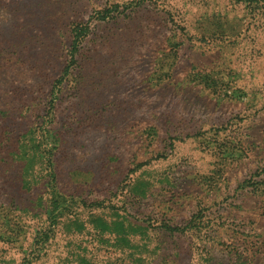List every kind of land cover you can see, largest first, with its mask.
I'll use <instances>...</instances> for the list:
<instances>
[{
	"label": "rangeland",
	"instance_id": "rangeland-1",
	"mask_svg": "<svg viewBox=\"0 0 264 264\" xmlns=\"http://www.w3.org/2000/svg\"><path fill=\"white\" fill-rule=\"evenodd\" d=\"M57 1L0 0V25L11 9L20 7L23 17L28 3L43 14L65 7V21L135 0ZM135 8L110 21L106 43L104 23L92 21L91 40L81 50L93 55L84 84H65L57 101L60 187L89 204H111L98 212L104 218L121 212L147 219L149 249L137 255L143 263L209 264L210 256L215 264H264V0H146ZM1 46L0 148L12 128L32 123L36 108H49L52 88L41 70ZM108 99L112 107L98 116L91 110L72 116L73 106L88 110ZM4 156L0 151V161ZM147 162L149 174L137 170ZM16 171L0 163V264H63L56 256L61 248L62 257L71 253L70 238L37 246L35 231L47 223L20 209L32 197L15 190ZM78 171L91 179L80 187L73 180ZM145 175L157 180L138 199L129 185ZM85 208L86 218L92 207ZM192 222L185 233L164 227ZM91 228L79 239L93 260L136 264L129 249L101 242ZM133 242L142 243L138 236Z\"/></svg>",
	"mask_w": 264,
	"mask_h": 264
},
{
	"label": "trees",
	"instance_id": "trees-1",
	"mask_svg": "<svg viewBox=\"0 0 264 264\" xmlns=\"http://www.w3.org/2000/svg\"><path fill=\"white\" fill-rule=\"evenodd\" d=\"M144 1L146 0H135L130 4L116 2L111 5H109L111 3L109 1V4L106 3L107 5L105 4L99 10L93 8L94 12L86 20H75L74 18L65 19V21L61 18L65 7H54L53 13L46 11L43 14L40 13L42 10H39L38 6L36 14L33 6L35 3H28V6L29 4L33 5L30 7L31 10L23 11V17L18 16L20 7L17 10L11 9L10 19L3 21L5 26L0 25V43L3 45L1 47L7 48L16 59L32 65L33 69L41 70V76L44 79L52 80L49 108L46 110L36 108L33 112L35 118L30 125L20 122L17 128H12L9 131L11 136L8 132L6 138L9 142L0 148V151L6 152V156L1 158L0 163H3L4 160L10 168L17 169L15 190L19 192V196L28 194L32 197L28 202L19 204L20 209H25L36 216L41 214L45 217L47 225H43L35 231L37 246L43 250L49 249L57 236L70 238L66 245L73 246L71 253L67 249L63 258L65 249L61 248L59 257L56 256L58 262L63 264H112L110 262L101 263L87 255V248L82 245L79 238L88 237L90 227L95 230L97 235H100L101 242L118 248H127L132 256L135 254L136 264H141V262L146 264L143 263V258L137 255L139 249L144 250V253L149 249V241L145 237H150L148 231L151 229V224L147 219H136L121 212L115 213V218H104V215L102 216L98 212L111 210V204L102 202L89 204L86 200L75 196L70 191H64L60 187L54 156L63 143V137L60 130L58 132V128L53 127L57 101L60 99L64 85L71 81L75 88L83 85L86 79V72L83 69L93 61V55L89 54L88 50L81 51L91 40L92 21L95 19L104 23V33L101 38H105L104 43H106V37H112V34L106 33L107 25L111 24L110 21L116 19L118 14L125 13L131 4L138 7L135 9L141 8ZM49 2L59 4L57 0H49ZM35 5L37 6V4ZM167 5L171 6V2H168ZM121 7H124V10H121ZM19 17L22 18L19 20ZM41 23L40 30L35 31V25ZM62 26H65L66 29H63ZM53 29L56 31H51ZM37 44L43 45V47L30 52L31 46ZM77 68H80L81 71L74 73ZM108 107H112L109 99L103 100L98 108L88 107V110L82 108L81 105L73 106L71 113L72 116H77L80 112L91 110L98 116L100 112L107 111ZM88 125L95 126L94 122H90ZM148 164L150 162L140 163L137 170L143 168L144 173L149 174L150 169L146 168L150 166ZM83 173L85 172L78 171L73 174L75 177L73 180L75 179L74 182L79 187L82 185L81 182L88 183L91 180L89 178L80 179ZM156 180L157 178L152 175L139 176L130 183L129 191L138 199L146 198ZM38 188L39 191L36 190ZM85 207H92L86 218L83 217V213L87 209ZM195 225L196 222H192L182 227L169 224H165L164 227L172 233H185L191 231ZM136 236L141 240V244L133 242V238ZM205 260L209 264H215L213 257L206 256ZM231 264L238 263L235 261Z\"/></svg>",
	"mask_w": 264,
	"mask_h": 264
}]
</instances>
